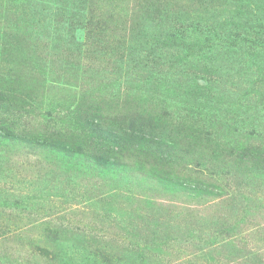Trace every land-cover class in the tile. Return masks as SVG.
Instances as JSON below:
<instances>
[{"label":"rangeland","instance_id":"374dc122","mask_svg":"<svg viewBox=\"0 0 264 264\" xmlns=\"http://www.w3.org/2000/svg\"><path fill=\"white\" fill-rule=\"evenodd\" d=\"M0 264H264V0H0Z\"/></svg>","mask_w":264,"mask_h":264},{"label":"trees","instance_id":"16d2710c","mask_svg":"<svg viewBox=\"0 0 264 264\" xmlns=\"http://www.w3.org/2000/svg\"><path fill=\"white\" fill-rule=\"evenodd\" d=\"M136 2V1H135ZM141 7V6H140ZM151 6L146 5V8H149ZM133 16L135 17L136 15L133 14ZM82 103V102H81ZM88 109H90L88 107ZM167 115H157V117H154L153 119L151 118V120H153L152 122L154 123H163L165 120V123H167ZM160 121V122H159ZM152 128H154V126H151ZM92 131H95L99 134H102L104 132H106L107 130H105L104 128L102 129L101 127H95V128H90ZM88 129V130H90ZM188 139V138H187ZM147 146H153L154 144H156V148H158L157 150H159L158 153V158L161 160V165H163L164 167H169V166H173L176 165L177 160L179 161L178 165H181L182 167L187 166V164H192L188 162V160H186V156L182 157V158H178V154L181 152V147H183V144H181L180 140H176L174 142H170V141H163L161 142L160 140H157L154 138L149 140V143H146ZM196 146V144L194 145ZM207 148L203 149L202 147H194V151H200V153H203V151H205ZM156 150V152H152V156H155L154 153H157L158 151ZM148 153L143 155V158H137V162L140 161L141 164L145 165V166H152L154 167L155 162L154 161H149L148 160ZM194 163V162H193ZM144 166V167H145ZM161 178H165L167 177L166 174H162L160 175Z\"/></svg>","mask_w":264,"mask_h":264}]
</instances>
